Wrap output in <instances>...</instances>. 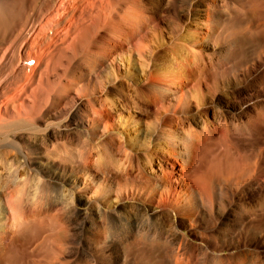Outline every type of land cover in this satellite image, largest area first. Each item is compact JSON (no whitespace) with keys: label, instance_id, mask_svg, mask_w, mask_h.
Segmentation results:
<instances>
[{"label":"bare ground","instance_id":"obj_1","mask_svg":"<svg viewBox=\"0 0 264 264\" xmlns=\"http://www.w3.org/2000/svg\"><path fill=\"white\" fill-rule=\"evenodd\" d=\"M151 2L0 0V135L23 126L40 133L28 143L5 139L8 143H0V151H16L14 159L4 160L16 176L29 174L32 165L53 172L58 180L46 182L38 173L10 188L0 177L3 242L7 204L20 230L46 222L55 230L65 217L59 194L72 204L75 193L79 200L96 196L93 207L107 208L108 227L119 233L124 223L119 220L125 217L117 216L116 221L111 214H119L118 204L125 198L161 208L167 221L176 225L175 216L182 211L187 213L199 202V208L213 213L226 196L225 187L264 175V144L255 146L249 160L246 152L236 160L230 150L235 140L264 131V106L256 104L260 109L252 114L250 107L235 110L226 100L233 62L264 49V0L182 1L177 17L185 18L187 27L176 25L170 31L177 37L174 42L189 35L191 45L170 42L165 53L156 52L167 43L158 17L162 0ZM230 29L228 39L222 40ZM179 48L182 57L169 61L165 54ZM116 60L125 63L122 72ZM221 89L227 91L222 94L226 101L219 106L213 98L212 106L217 104L212 118L205 90L215 96ZM192 103L200 112L192 111ZM219 155H231V160L222 166ZM62 157L75 158L76 163L55 160ZM30 180H35L31 198L26 191ZM138 208L142 225L153 232L163 227ZM71 212L81 216L76 209Z\"/></svg>","mask_w":264,"mask_h":264},{"label":"rangeland","instance_id":"obj_2","mask_svg":"<svg viewBox=\"0 0 264 264\" xmlns=\"http://www.w3.org/2000/svg\"><path fill=\"white\" fill-rule=\"evenodd\" d=\"M144 1H147L149 4L152 3V0ZM182 1L184 2L186 0H162V6H160L158 10V17L163 28L161 36L167 43L161 45L160 48H156V52L162 51L165 53L168 44L177 40L176 36L172 37L170 27H175L176 25L177 26L175 28L177 29L187 27L188 21H185V18L183 19L182 17H177ZM260 7L261 11L263 9V13H261L263 15L264 5H261ZM252 23H254V20H252ZM185 32L186 30L182 35H184ZM230 32L231 29L226 31V35L224 34L222 40L226 41L230 36V34H228ZM188 36L185 35L183 41L181 39L180 41L174 43L177 45L182 44V46L191 45ZM170 45L172 46V43H170ZM261 51L262 52H258L259 54L252 57H246L247 59L245 58L246 60L243 62H240V60L237 59L238 61L235 60L236 62H233L232 64L234 69L231 76L233 77L234 75V77L231 85L229 86L230 88H228L230 94L226 100H228L227 102L230 103L235 110L239 109V106L242 110L250 107V109H252L251 113L253 114L256 111L255 109H260L256 107V104L264 106V49H261ZM183 53L179 48V50L175 49L171 53L165 54V56L169 61L171 60V62H174L175 58L180 59ZM116 65L122 72L125 67V63L121 65V63L116 60ZM205 92V102L207 104L209 115L213 118L216 113L215 108L217 104L215 102V106L213 107V101L217 99L218 105L223 106L221 101L226 100L223 98L222 94L227 91L224 92L223 89H221L215 96L208 94L207 90H205ZM196 108V104L192 103V111L200 112V109ZM21 128L17 129L16 127L15 130V127H12L15 132H13L12 129H8L9 134L6 132L2 134L3 136L0 135L1 145L7 144L9 140L12 139H14L17 143L22 144L28 143L30 139L33 138H31V136H36L37 139L39 138L40 133H32L31 130L29 131V127L27 128V126H23V128ZM103 138L104 137L100 138V140H103ZM5 139H8V142ZM4 140L5 143L3 142ZM243 141L242 139H239V141L237 139L233 142V144H231V155L233 154L236 160L242 159L244 152H246L248 160L249 158H253L252 154H254L255 146L264 144V131L260 135L245 138ZM97 143H99V141L94 144ZM243 148H245L246 151H244ZM221 149H218L217 153H222L224 149ZM0 155V177L10 188L19 185L20 183L27 182L29 180V175L31 177L38 173L39 176L41 175V177H44L42 179L46 182L58 184V180L54 178L56 174H53V172L49 173L41 171L32 165L30 166L33 170L29 169V174L26 172L25 174L24 172H18V175L16 176L13 169H9L10 165L4 161L5 159H14L16 157V151L5 149L0 151ZM231 155L229 157L219 155V157L222 158L221 160L220 158L217 159V161L220 160L221 165H225V162L231 160ZM33 156L34 155H31V157ZM63 158L65 160L63 161L64 164L76 163L75 158H72V161L74 162L70 161L66 157L55 158V160H63ZM251 178L239 185L240 187H225L224 189H228L229 191L227 190L226 193L224 192L226 196L220 198V202L222 203L213 213L205 211V208L204 210L199 208L200 204L198 202V207L190 208L187 213H183L182 211V213L175 216L176 225L167 221V219L162 215L163 210L161 208L155 206L150 207L148 205L145 206V204L139 200L125 198V200H122L118 204L121 206L118 211L119 214H111V217L116 221L119 220L117 219V216H120V218L123 216V218L125 217L129 219L125 220L124 218V221L119 220L121 223L124 222L122 229L120 230L121 233L120 231L119 233L112 232L109 229L107 217H105L107 208L103 209L102 205L99 207L100 210L93 207L92 199L96 196L90 198V201H88V198H81L79 200V195L75 193L76 197L73 199L72 204L70 202L71 200L68 201L67 199H60L61 196L59 194L58 202L63 204L65 207V217L62 221L63 223L61 222L62 225L60 224L63 228L58 227L59 229H53L54 231L52 229L50 230L47 222L45 224L43 223L44 225L42 224L44 228L40 226L35 227L37 226L35 225L36 223H31V225L28 226L29 229L27 228L23 231L20 230V228L17 227L18 225L16 223L15 216L12 215L14 212L12 209L8 208L9 206L6 203V213L8 215V218L5 221V226L7 227V239H5L4 242L0 239V253L4 250L7 251H4L6 254L4 252L3 254L1 253L2 255L0 254V264L1 262L2 264H264V204L262 205L263 207L260 204L264 201V175L259 176L258 174H254ZM34 181L30 180L26 185V191L30 198L35 192L33 186L35 183ZM116 205L117 204H115V206ZM138 206L143 207L144 212L146 211L145 216H149V219L157 218V220L163 224V227L154 230L153 232L149 225H142V223L138 220ZM73 209L79 211L81 216L77 217V215H73V212H71ZM11 211L12 214L10 213ZM46 224L48 225L46 226ZM125 226L127 228H125ZM203 232L206 236H203ZM19 234L20 236H18ZM199 234H201V236ZM160 235H163V237ZM143 236L146 237L145 239H147L148 242L144 240ZM50 238L52 241H50ZM141 238L143 239L141 240ZM187 238L188 240H186ZM154 240L155 243H152ZM158 240L160 241L158 242ZM169 242L171 245L168 244ZM166 248L169 250H166Z\"/></svg>","mask_w":264,"mask_h":264}]
</instances>
